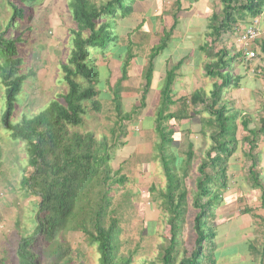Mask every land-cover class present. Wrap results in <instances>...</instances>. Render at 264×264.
<instances>
[{"label":"trees","instance_id":"16d2710c","mask_svg":"<svg viewBox=\"0 0 264 264\" xmlns=\"http://www.w3.org/2000/svg\"><path fill=\"white\" fill-rule=\"evenodd\" d=\"M1 1H7L12 9V17L6 28L8 30L17 29L26 19L28 7L36 2L18 0L20 4H16V0ZM134 1L131 0L132 3ZM123 2L107 0L97 5L91 0H68L76 28L71 30L73 46L68 61L60 64L65 88L39 113L32 116L25 114L17 123L13 122V114L19 93L29 77L28 74H20L23 60L19 55L18 44L25 41L23 37L27 30L22 31L17 38L0 30V76L6 88V110L2 123L12 138L19 140L17 145H21L23 156H14L8 150L6 153L7 158L15 157L11 163L20 169L22 192L33 200L28 219L32 229L25 227L20 230L15 248L16 264H72L64 234L78 231L97 250L99 264L134 263L133 252L128 256L120 254L121 227L113 208L114 193L117 186H125L128 176L122 167L126 160L121 161L119 168L115 167L114 155L119 147L128 143L124 123L133 114L140 115L146 105V95L155 68L153 60L166 46L175 26L165 33L166 39L153 50L145 70L141 103L134 112L125 110L120 88L121 83L129 78V67L134 57L132 41L126 46L121 45L126 55L122 59V73L111 96L116 113L115 123L109 129L110 136L103 133L97 137L99 114L104 113L102 100L105 94L98 88V66L89 64L93 54L91 49H101L99 52L106 54L110 43L115 44L114 47L120 46L115 25L134 11V3L123 6ZM221 4V13L215 12L210 19L209 32L206 34L209 41L201 46L210 61L205 65L206 74H215L220 78L224 71L234 70L232 62L241 53L238 50L229 62L227 57L230 51L226 47L218 48L217 43L228 32L240 30L241 23L247 24L249 19L261 17L264 0H221ZM27 26V29L32 28L30 24ZM254 47L258 51L255 59L263 57L264 61V37L257 40ZM117 56L120 57V53ZM182 63L183 60L167 71L162 86V100L155 117V130L159 139L166 141L173 135L167 125L170 119L185 120L196 116L205 124L203 130H208L204 133L210 137L211 143L197 157L192 143L188 145L184 157L176 155L174 147L171 148L172 152H168L161 146L163 143L158 144L156 158L162 162L167 185L160 191L159 197L154 196V201L161 200L159 207L167 217L166 223L170 230L168 244L160 247L158 259L161 264H217L214 220L216 210L229 189L230 161L239 149L240 142L246 145L244 155L249 163L248 180L254 187L263 190L264 208V184L256 172L260 162L259 143L264 138V116L260 118V126L250 128L251 116L242 117L238 110L231 113L234 108L227 102L225 91L239 87L240 78L234 75H230L229 79L223 78L221 83L215 82L210 94L197 90L188 97L174 100L172 86ZM177 102L181 103V109L172 112L171 106ZM191 107L193 111H189ZM93 111L97 116L92 114ZM95 119L97 128L87 129L88 122ZM2 155L0 152V158ZM193 169H196V178L194 187L190 189L187 178L192 175ZM190 195L194 196L191 206L188 201ZM191 208L196 210L193 231L188 227ZM146 224L154 225V222ZM185 227L187 238L184 235ZM261 260H264V251ZM147 264L157 262L150 260Z\"/></svg>","mask_w":264,"mask_h":264},{"label":"rangeland","instance_id":"374dc122","mask_svg":"<svg viewBox=\"0 0 264 264\" xmlns=\"http://www.w3.org/2000/svg\"><path fill=\"white\" fill-rule=\"evenodd\" d=\"M91 1L101 5L107 0ZM157 1L159 3L160 0L134 1L135 9L132 15L127 19L120 20L115 25V33L119 35L118 42L122 45H127L132 41V48L134 49L132 51L134 57L129 67L130 79L123 81L120 86L122 88L121 94L123 95L124 108L127 112H134L136 106L141 103L140 96L145 83V70L150 63L154 48L166 39L164 33L157 36L153 35L150 28L151 19L146 24L144 20L149 19L145 18L146 16L152 17V14L155 13L152 7L149 6L150 3L157 5ZM15 3L20 4L18 0ZM131 3V0H124L123 6ZM10 17H12L11 7L7 1L2 3L0 0V30L6 31V35L16 36V38L22 31L27 30L23 37L25 41H21L18 44L19 55L23 60L20 74H28L29 77L24 82L23 89L19 93V101L13 114V122L17 123L25 114L32 116L39 113L51 99L55 98L65 88L60 64L63 61H68L73 46L71 30L75 29L76 26L72 19L68 0H36L35 3L28 7L26 19L15 30L6 29ZM139 21H143L139 27L140 32L144 31L143 35L140 32L134 35L130 33L133 37L129 35L126 38L123 35L124 28L129 29L132 27L131 25H134L133 31H135L136 24ZM28 24L32 28L27 29ZM120 25L125 26L121 27ZM240 26L244 27L243 23ZM179 27L182 28L181 26ZM239 31L237 29L233 32ZM174 33L177 34V31H174ZM229 33V37L226 40L228 42L226 45L230 51L229 56L230 54L237 55L236 50H238L239 42L236 37L231 35V32ZM168 42L169 40L153 60L154 66L157 67L154 68L152 84L146 95V105L142 108L140 115L133 114V117L124 123L128 132V143L115 151L113 161V165L115 164V167L119 168L121 161L123 159L126 160L122 167L124 174L128 176V181L125 186L116 187L117 191L114 193L113 208L116 210L115 216L120 219V254L128 256L133 252L135 254L133 264H147L150 260H156L157 264H161L158 259L161 251L160 247L167 245L170 237L169 226L166 223L167 217H165L159 207L161 200L156 199V202L154 201L155 198L160 196V191L164 190L167 185L162 162L156 158L158 144L163 143L161 146H164L163 149L168 152H172L171 148L174 147L176 155H179L181 150L179 146H176L178 136L175 135L177 132L173 126L174 121L175 123L179 121L182 125L188 126L190 122L193 123L195 120L198 123L197 119H200V117H196V119L190 118L184 120V122L176 118L170 119L167 125L173 131V135H170L171 140L163 141L159 139L155 130V117L162 100V86L164 84V80L161 82L159 78L160 66H168V69H171L175 66L174 62L178 58L188 54L187 58L185 57V64L191 62V57H194V55L189 54L190 51L186 50L187 47H185L184 51L182 50L178 53V42L176 39L171 40L170 43ZM223 43H225V40ZM114 45L113 43L108 45L106 54H101L99 52L102 51L101 49L97 51L91 49L93 54L90 56L89 64L98 66L100 79L98 88L103 90V94H105L102 100L104 113L99 114V128L96 129L97 137H100L103 133L110 136L109 129L114 126L116 119L111 99L112 89L122 73V59L125 58L126 53L121 45L117 47H114ZM186 46L189 45L187 44ZM252 46H255V43ZM239 51L243 56V50L240 48ZM119 53L120 57L117 56ZM162 60L164 64H162ZM227 60L231 61L228 57ZM196 62L198 66H201L198 68V74L195 77L200 78L203 83V85H198L197 88L204 89L208 94L214 88L215 82L221 83L223 78L229 79L230 75L236 76L235 70L224 71V75L221 78L215 74L207 75L203 60ZM1 63L2 60L0 59V65ZM238 63L232 62L235 68L239 67ZM254 71L256 70L254 69ZM176 79L174 83L177 84ZM236 88L237 86L226 89L227 95ZM5 91L6 88L0 76V152L3 154L0 158V264H16L15 248L20 237V230L25 227L32 229L28 219L33 200L23 194L20 187L22 179L20 169L17 165L11 163L12 159L14 160L15 158L14 156L21 157L23 154L20 152V149H22L21 145H17L19 140L13 139L2 123V117L6 110ZM261 98L263 99L262 96ZM239 99L242 101L241 103H237V101L236 103L229 102L237 110L248 107L247 105L251 102L247 101L249 99L247 94H244ZM235 112L236 110H233L231 113ZM92 114H95V112L93 111ZM95 116L97 115L95 114ZM97 123L96 119L89 121L87 129L95 128ZM205 131L208 130H203L202 124L198 132L201 139L210 144L211 139L205 135ZM201 148L195 147L196 157L200 156V152L202 153L207 147ZM6 150L13 153L14 156L7 158ZM184 151L186 152L187 150H182V152ZM195 171L196 169H193L191 172L193 176L190 175L187 178V184L190 189L194 187ZM193 198L194 196L190 195L188 200L190 206ZM195 214L196 210L191 208L188 214V227L191 231H193ZM146 222H154V225H147ZM187 234L188 231L185 227V238H187ZM64 237L73 260L72 264H99L97 250L88 244L86 236L82 232L64 234ZM243 245L241 246L243 247ZM263 246L264 244L261 246L254 243L253 246L249 245V249L252 254L260 252L262 254V251H264ZM61 264L65 263L61 262Z\"/></svg>","mask_w":264,"mask_h":264},{"label":"crops","instance_id":"0c3cea01","mask_svg":"<svg viewBox=\"0 0 264 264\" xmlns=\"http://www.w3.org/2000/svg\"><path fill=\"white\" fill-rule=\"evenodd\" d=\"M149 7H152L155 13L152 14V17L146 16L145 18L149 19L144 20L146 24V22L151 19L150 28L153 35L157 36L161 33H169L171 28L175 26L174 30L170 32L171 39H169L168 43L176 39L178 42V53L182 50L184 51L185 47H187L186 50L188 52L190 51L189 54L194 55V57H191V62L184 64L185 57L187 58L188 54L187 56L184 55V57L178 58L174 62L176 66L183 60L182 65L176 71L177 84L174 83L172 86L174 100H178L181 97H188L197 90H204L197 88L198 85H203V83L200 81V78L195 77L198 74V68L201 66H198L196 61L203 60V64L205 65L209 62L206 54L201 50V46H203L206 41H209L206 34L209 32L210 19L215 12L221 13V0H160L159 3L157 1V5L150 3ZM259 19L260 26L264 30V13ZM250 20L251 19L248 20L247 24L250 23ZM142 23L143 21H139L136 24L135 31H133L134 25H131L132 27L129 29L124 28L123 35L128 38L130 33L134 35L140 32L139 27ZM247 24L243 25L245 26ZM124 26L125 25H122L121 27ZM183 27H185V29H183ZM242 28L244 27L242 26ZM174 31H177V34L174 33ZM240 32L241 30L239 32H231V35L238 40ZM143 33L144 31L140 32L142 35ZM229 34V32L225 34L221 41L217 43L218 48L227 47L226 44L228 42H226V40ZM224 40L225 43H223ZM187 44L189 46H186ZM122 46H126V44ZM239 49L238 47V50ZM238 50H236V52ZM233 55L235 54H230L228 58H231ZM234 61L239 62L238 68L233 66L234 63L232 64L233 69L236 71V76L240 78L239 87L228 93V95L226 91L225 98L227 102L232 101L236 103L237 101V103H241L242 101L239 98L247 94L249 97L247 101L249 100L251 102L247 105L248 107H244L238 111L242 117L251 116L252 121L250 123V128L258 127L260 126V118L264 116L263 57H259L252 62H247L240 54ZM162 64H164L163 60ZM160 68L159 78L162 82L165 80L169 69L168 66L165 67L164 65L160 66ZM254 69L256 71H254ZM129 79L130 78L127 80ZM229 104L231 105V103ZM232 107L237 111L234 106ZM180 109V102L171 106L172 112H176ZM189 111H193V108L191 107ZM242 117L238 119V123L241 122ZM192 118L196 119V116ZM197 120L198 123L195 120L193 123L190 122L188 126L182 125L179 121H176V123L174 121L173 123L175 131L177 132L175 135L178 136L176 146H179L181 150L179 151V156L181 157H184L185 154V151L182 152V150H188V145L191 143L194 145V150L195 147L206 148L210 145L207 141L201 139L198 132L202 127L201 118ZM181 122H184V120H181ZM245 148L246 145L240 142L239 149L231 158L228 170L230 177L229 189L225 192L224 200L216 210L214 226L217 232V264H264V260L260 259L261 252L252 254L249 249V245L253 246L254 243L260 244L261 246L264 244V208L262 206L263 190L261 187H254L247 177V167L249 163L245 159ZM258 156L260 162L256 168V172L259 174L260 182L264 184V138H262L259 143ZM243 210H245V212H243ZM242 244H244L243 247L241 246Z\"/></svg>","mask_w":264,"mask_h":264},{"label":"built area","instance_id":"2783aa9c","mask_svg":"<svg viewBox=\"0 0 264 264\" xmlns=\"http://www.w3.org/2000/svg\"><path fill=\"white\" fill-rule=\"evenodd\" d=\"M238 42L239 47L243 50V59L247 62H252L258 55L257 49L252 44L260 40L264 35V30L260 26V19L255 18L240 29Z\"/></svg>","mask_w":264,"mask_h":264}]
</instances>
